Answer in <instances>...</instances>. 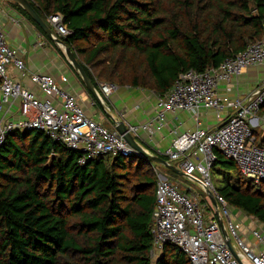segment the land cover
I'll return each instance as SVG.
<instances>
[{
    "label": "trees",
    "instance_id": "1",
    "mask_svg": "<svg viewBox=\"0 0 264 264\" xmlns=\"http://www.w3.org/2000/svg\"><path fill=\"white\" fill-rule=\"evenodd\" d=\"M29 1L95 88L117 84L164 96L181 73L218 68L264 37V0ZM54 15L63 17L70 35L56 33L49 22ZM256 131V144L264 147ZM216 154L212 175L225 174L219 194L264 223V181L245 178L234 160ZM79 159L41 130L7 137L0 149V264H191L173 244L152 260L155 170L178 175L137 154H109L85 165Z\"/></svg>",
    "mask_w": 264,
    "mask_h": 264
},
{
    "label": "built area",
    "instance_id": "2",
    "mask_svg": "<svg viewBox=\"0 0 264 264\" xmlns=\"http://www.w3.org/2000/svg\"><path fill=\"white\" fill-rule=\"evenodd\" d=\"M49 22L58 35H70L61 15L50 17ZM37 45L46 47L48 41L40 38ZM263 63L264 37L218 68L202 73L194 70L181 73L172 89L158 97L156 115L151 121L140 126L127 124L135 137L141 131L152 137L164 127L167 113L187 111L194 114L197 129L183 133L174 131L175 140L163 156L172 164L179 163L178 168L204 190H209L217 202L215 209L208 212L199 198L181 190L156 169L152 258L162 253L166 244H173L191 264H264V223L254 218V227L245 230L234 220L232 208L212 181L217 150L234 160L245 178L256 184L264 181V147L256 144L253 133L264 105V83L252 97L234 103L217 93L220 84H231L249 67ZM11 67L22 77H28L47 99L16 82L10 74ZM61 79L64 83L68 81L67 77ZM100 87L106 97L117 90L116 84L103 83ZM16 101L20 102L18 120H7L0 115V149L13 132L41 130L54 142L78 152L80 165L109 154L139 155L118 131L89 118L78 98L63 89L53 76L29 73L22 57L9 46L0 22V114L5 106ZM227 107L234 108L235 113L226 123L214 130L200 127L202 109H213L219 114ZM221 224L228 232L234 251L227 244ZM244 231L246 236L253 238L252 242L246 241Z\"/></svg>",
    "mask_w": 264,
    "mask_h": 264
},
{
    "label": "crops",
    "instance_id": "3",
    "mask_svg": "<svg viewBox=\"0 0 264 264\" xmlns=\"http://www.w3.org/2000/svg\"><path fill=\"white\" fill-rule=\"evenodd\" d=\"M0 22L6 34L9 46L18 52L26 64L27 71L31 74H48L53 76L63 89L74 94L87 116L111 130H115L117 121H124L131 126L146 124L154 118L157 111L158 97L160 95L134 88L131 86L117 85V90L106 97L101 92V84L96 89L97 96L88 92V88L78 79L76 73L70 66L69 61L61 55L59 45L52 44L48 40L46 47H40L37 42L40 38H45L36 28L28 22L18 11L10 5L8 0H0ZM59 52L55 54L54 49ZM13 79L22 86L35 91L41 98L47 99L38 88L32 84L28 77H22L13 67L9 68ZM63 77H67L66 83L62 82ZM264 82V63L258 66L249 67L240 77L231 84H220L217 90L221 98H228L234 103L238 99L245 100L252 97L257 89ZM100 98H102L100 100ZM235 113L234 108L227 107L219 114L215 110L202 109L199 119L201 128L214 130L224 123ZM1 117L7 120H18L20 118V102L16 101L5 106L1 112ZM259 121L255 127L260 138L264 137V114L258 113ZM198 124L194 114L187 111L169 112L166 115L164 127L156 131L151 137L146 132L141 131L136 137L139 145L148 153L157 156L163 154L172 146L175 140V133L189 132L197 129ZM174 164V163H173ZM175 165V164H174ZM176 167L179 166L175 165ZM159 169V167H158ZM234 220L240 222L245 230L254 227V219L243 213L232 209ZM246 241L252 242L251 238L245 235Z\"/></svg>",
    "mask_w": 264,
    "mask_h": 264
},
{
    "label": "water",
    "instance_id": "4",
    "mask_svg": "<svg viewBox=\"0 0 264 264\" xmlns=\"http://www.w3.org/2000/svg\"><path fill=\"white\" fill-rule=\"evenodd\" d=\"M11 2H14L18 4L22 9H24L27 14L41 27V29L47 34V36L57 45H62L65 47V45L62 43V41L58 38V36L53 32V30L49 27L47 22L36 12V10L33 8L29 0H8ZM65 55L69 63L73 66L76 72H78L84 81L86 87L88 90L95 96H97V92L95 89L94 84L92 83L91 79L79 63L77 57L75 56L74 52L70 49L65 47ZM115 130L119 132L120 135H122L125 139V141L131 146V148L139 153L140 157L145 158L149 160L152 164L160 165L164 167L165 169L171 171L172 173L181 176L189 178L182 170H180L178 167H176L171 162L163 159L160 156L152 155L148 153L146 150H144L139 143L137 142L136 137L129 132L128 126L124 121H117L115 124ZM208 197L210 198L212 204L214 207H216L217 202L212 193L209 190H205ZM222 231L224 237L227 239V244L231 250L234 251L233 245L231 242V239L229 238L228 232L226 231L223 224H221ZM236 255V253H235ZM237 257V255H236Z\"/></svg>",
    "mask_w": 264,
    "mask_h": 264
},
{
    "label": "rangeland",
    "instance_id": "5",
    "mask_svg": "<svg viewBox=\"0 0 264 264\" xmlns=\"http://www.w3.org/2000/svg\"><path fill=\"white\" fill-rule=\"evenodd\" d=\"M51 47L52 49H54L55 54H58L57 56H59V52L57 51V49H55L53 45H51ZM59 47L61 51H63V53L65 54V50H66L65 47L62 45H59ZM174 164L178 165L177 162H175ZM159 170L165 177H167L169 180L177 184L181 190L183 191L190 190L189 192L191 195H194V197L199 198L201 201H204L203 203L206 205L208 212L209 211L211 212L215 209L213 206L210 205L206 191L198 183L186 177H181V176L175 177L171 173L162 169L161 167H159ZM224 178H225V174L223 172L218 173L216 171H213L212 181L216 189H219L224 185V181H223ZM251 240L253 241V238H251ZM160 255L161 253L156 254L152 259L153 262H155Z\"/></svg>",
    "mask_w": 264,
    "mask_h": 264
}]
</instances>
